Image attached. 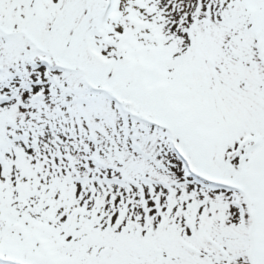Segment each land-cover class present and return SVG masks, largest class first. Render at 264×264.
Returning a JSON list of instances; mask_svg holds the SVG:
<instances>
[{
  "label": "snow or ice",
  "instance_id": "obj_1",
  "mask_svg": "<svg viewBox=\"0 0 264 264\" xmlns=\"http://www.w3.org/2000/svg\"><path fill=\"white\" fill-rule=\"evenodd\" d=\"M0 264H264V0H0Z\"/></svg>",
  "mask_w": 264,
  "mask_h": 264
}]
</instances>
